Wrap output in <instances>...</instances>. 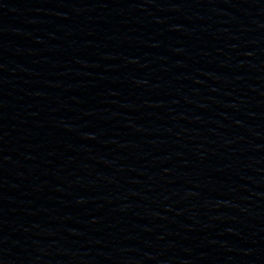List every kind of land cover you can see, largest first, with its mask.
<instances>
[{
  "label": "water",
  "instance_id": "obj_1",
  "mask_svg": "<svg viewBox=\"0 0 264 264\" xmlns=\"http://www.w3.org/2000/svg\"><path fill=\"white\" fill-rule=\"evenodd\" d=\"M0 264H264V0H0Z\"/></svg>",
  "mask_w": 264,
  "mask_h": 264
}]
</instances>
